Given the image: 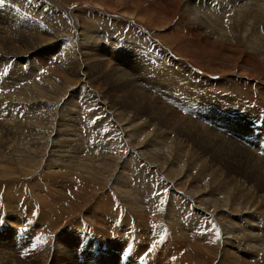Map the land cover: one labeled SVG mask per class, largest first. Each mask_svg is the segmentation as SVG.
Instances as JSON below:
<instances>
[{
    "label": "rangeland",
    "instance_id": "obj_1",
    "mask_svg": "<svg viewBox=\"0 0 264 264\" xmlns=\"http://www.w3.org/2000/svg\"><path fill=\"white\" fill-rule=\"evenodd\" d=\"M213 1L0 3V77L5 75L6 85L10 80L7 86L1 85L3 89L0 87V94H4L0 105L5 106L0 111L2 263H7L9 257H5L10 256L13 264H25L27 260L28 264H88L82 256L94 249L93 243L115 252L119 248L117 253L123 252L124 260L128 254L136 253V261H144L145 252L141 255L124 245L131 239H140L132 236L135 231L130 229L118 234L119 242L113 235L111 246L103 244L106 238L97 231L88 239L79 236L81 226L105 222L107 218L119 225L112 229L139 226L149 238L163 237L164 258L175 259L184 252L183 264H208L205 257H214L216 264L225 261L224 254L228 259L229 251L242 258L240 264L256 263L258 257L264 256V54L256 55L251 48L255 35L264 31V22L246 25L236 21L238 16L234 18L223 11L221 14L227 17L210 22L207 10L212 3L216 10L223 4L230 10L237 0ZM254 1L252 5L264 7V0ZM192 8L197 12L193 13ZM198 21H203V25L196 24ZM222 25L232 31L226 27L222 30ZM208 27L212 30H205ZM243 31L250 33L245 36ZM167 56L169 61L164 62ZM137 60L141 63L136 66ZM6 103L12 106L9 111L16 110L20 116L9 113ZM213 112L218 113L216 119H211ZM9 114L12 118H8ZM83 166L91 173H82ZM9 200L17 207L14 205L15 210L8 216ZM151 209L158 218L155 221L151 215L145 217L144 228L133 214ZM101 214L103 218L98 217ZM209 215L214 216L211 222ZM24 217L30 222L26 223ZM88 217V222L83 220ZM126 217H130L128 221ZM161 217L166 225L163 219L159 220ZM213 225L222 235L219 241L214 240L217 236L212 234ZM45 229L47 235L41 234ZM170 229L181 236L185 233L186 242L176 243ZM192 229L207 241L198 247L196 243L192 245L194 242L188 243L194 239L188 236ZM106 230L111 233L109 227ZM235 237L239 239L234 244ZM227 238L231 241L226 249ZM145 241L152 244L148 238ZM8 242L10 246L23 242L27 251L10 250ZM251 243L262 249L259 254H255ZM75 246L79 247L77 261L71 253ZM256 255H260L257 260Z\"/></svg>",
    "mask_w": 264,
    "mask_h": 264
},
{
    "label": "bare ground",
    "instance_id": "obj_2",
    "mask_svg": "<svg viewBox=\"0 0 264 264\" xmlns=\"http://www.w3.org/2000/svg\"><path fill=\"white\" fill-rule=\"evenodd\" d=\"M196 1V0H195ZM215 1V0H214ZM213 1V2H214ZM254 1V0H253ZM209 2V1H208ZM229 2V1H228ZM233 2H235V5H233L232 6V8L230 9V10H228L224 5L225 4H223V5H220L218 8H217V10H216V4L214 3H212L211 4V8H210V10L208 11L207 10V13H208V15H209V21L210 22H213V23H216L217 22V20H221V19H223L224 17H227V16H224V15H222L221 14V12L220 11H223L222 13H227V12H230V14H232V15H230V16H238V20H236V21H239V20H241L242 22H245L246 23V25H247V23L248 22H250V23H252L253 25H255L256 26V24H258L257 22H259L260 21V23L261 22H264V7H258V5H252L254 2H256V1H254L253 3H252V0H251V2L249 1V0H237V1H233ZM189 3V2H188ZM187 3V4H188ZM223 3V2H222ZM190 4V3H189ZM196 4V3H195ZM194 4V5H195ZM208 4V3H207ZM230 5H231V3H229ZM256 4H258L257 2H256ZM200 5V4H199ZM202 5V4H201ZM209 5H210V3H209ZM251 5H252V7L253 6H256V9H254V8H252L251 7ZM203 6H205L204 4H203ZM190 7H192V6H189V8ZM214 7V9H212ZM207 9H208V7H206ZM222 9V10H221ZM190 10V9H189ZM192 11H193V13L194 12H197L194 8H192L191 9ZM187 11H188V9H187ZM192 11H190V12H192ZM203 12V11H202ZM188 13V12H187ZM192 13V14H193ZM194 15V14H193ZM191 16V15H190ZM201 16H203V15H201ZM205 16V15H204ZM207 16V15H206ZM205 16V17H206ZM5 17V16H4ZM189 17V16H188ZM208 17V16H207ZM190 18V17H189ZM198 18V20L200 21V18L199 17H197ZM204 18V17H203ZM232 18V17H231ZM235 18V17H234ZM191 19V21H192V18H190ZM202 20V19H201ZM194 21V20H193ZM198 21V23H196V24H199V23H202L203 21H201V22H199ZM218 21V22H219ZM230 21V20H229ZM229 21H228V23H229ZM235 21V22H236ZM195 23V22H194ZM207 23H209V22H207ZM220 23V22H219ZM223 23V22H222ZM232 23H233V21H232ZM231 23V24H232ZM31 24H33V23H31ZM150 24V23H149ZM230 24V23H229ZM201 25V24H200ZM200 25H198L199 26V28L203 25V23H202V25L200 26ZM207 25V24H206ZM205 25V26H206ZM211 25H213V24H211L210 23V26ZM241 25V24H240ZM43 26V25H42ZM197 26V27H198ZM205 26H204V28H205ZM207 26H209V24L207 25ZM220 26V25H219ZM233 26V25H232ZM231 26V27H232ZM242 26H243V24H242ZM216 27H217V25H216ZM215 27V28H216ZM226 28H227V25L225 26ZM225 27L222 25V30L223 29H225ZM246 27V26H245ZM258 27V26H257ZM203 27H201V29H202ZM234 28V27H233ZM232 28V29H233ZM236 28V27H235ZM252 28V27H251ZM209 29H211L212 30V28L211 27H208V29L206 28L205 30H208L209 31ZM218 29V28H217ZM230 30V28L228 27L227 28V31L229 32V30ZM237 29V28H236ZM236 29H234V30H236ZM241 29V28H240ZM244 29V27H242V30ZM246 29V28H245ZM205 30H203V31H205ZM219 30V29H218ZM252 30H254V29H252ZM259 30V29H258ZM7 31V30H6ZM232 30H230V32H231ZM244 32V34H245V32L246 31H243ZM264 32V31H263ZM263 32H261V31H259V33L257 34V35H255V39H256V42H255V45L253 46L252 45V50H253V52L256 54V55H259V54H264V50H263V43H264V33ZM9 33V32H8ZM211 33V32H210ZM225 33V32H224ZM236 33V32H235ZM239 33V32H238ZM241 33H242V31H241ZM250 33V32H249ZM248 33V34H249ZM255 33V32H254ZM216 34V33H215ZM232 34H233V32H232ZM231 34V35H232ZM240 34V33H239ZM243 34V33H242ZM247 34V33H246ZM246 34H245V36H246ZM247 34V35H248ZM2 35V34H1ZM235 35V34H234ZM251 35V34H250ZM240 37V36H239ZM239 37H237V39L239 38ZM249 37H251V36H249ZM248 37V38H249ZM236 38V37H235ZM241 38V37H240ZM2 39V38H1ZM230 39H231V37H230ZM242 39V38H241ZM254 39V38H253ZM225 41V40H224ZM253 41V40H252ZM29 42V41H28ZM34 42H35V40H34ZM83 42V41H82ZM248 42L250 43L251 42V40H248ZM254 42V41H253ZM252 42V43H253ZM136 43V42H135ZM36 44H38L37 42H36ZM254 44V43H253ZM39 45V44H38ZM37 45V46H38ZM40 45H42V44H40ZM85 45V44H84ZM251 45V44H250ZM36 46V47H37ZM87 47V46H86ZM27 48V47H26ZM89 48V47H88ZM6 49H7V47H6ZM5 49V50H6ZM78 49V48H77ZM82 49H83V45H82ZM24 50V49H23ZM30 50V49H29ZM20 51V50H19ZM161 51V50H160ZM29 53V52H28ZM77 53V52H76ZM97 53V52H96ZM20 54V53H19ZM71 54V53H70ZM254 54V55H255ZM10 55V54H9ZM26 55V54H25ZM98 55V54H97ZM252 55V54H251ZM29 56V55H28ZM249 56V55H248ZM253 56V55H252ZM100 57V56H99ZM161 57H162V55H161ZM164 57V56H163ZM31 58V57H30ZM29 58V59H30ZM138 58V57H137ZM165 58V57H164ZM167 58H168V56H167ZM257 58V57H256ZM33 59V58H32ZM171 59V58H170ZM174 59V58H173ZM254 59V58H253ZM66 60V59H65ZM101 60V59H100ZM163 60V59H162ZM166 60H168L169 61V58L168 59H165L164 60V62L166 61ZM34 61V60H33ZM160 62H162L161 60H159ZM175 61V60H174ZM258 61V60H257ZM140 61H136V66H137V64L139 63ZM1 63V62H0ZM38 63V62H37ZM102 63V62H101ZM141 63V62H140ZM192 63V62H191ZM103 64V63H102ZM107 64V63H106ZM168 64H169V62H168ZM170 64H171V60H170ZM176 64V63H175ZM195 64V63H194ZM1 65V64H0ZM32 65V64H31ZM81 65V64H80ZM105 65V64H104ZM172 65V64H171ZM178 65V64H177ZM16 66V65H15ZM23 66V65H22ZM108 66V65H107ZM176 66V65H175ZM174 66V67H175ZM194 66V65H193ZM17 67V66H16ZM139 67V66H138ZM191 67V66H190ZM4 68V67H3ZM18 68V67H17ZM98 68V67H97ZM183 68V67H182ZM1 69V68H0ZM9 69V68H8ZM100 69V68H99ZM102 69L103 68H101V72H102ZM106 69V68H105ZM175 69V68H174ZM190 69H192V67L190 68ZM34 70V69H33ZM184 70V69H183ZM19 71V69L17 70V72ZM178 71V70H177ZM133 72V71H132ZM180 72V71H179ZM185 72V71H184ZM2 73L3 72H1V75H2ZM6 73H7V70H6ZM130 73V72H129ZM9 74V73H8ZM17 74V73H16ZM157 74V73H156ZM185 74V73H184ZM193 74V73H192ZM13 75V74H12ZM119 75V74H118ZM186 76V75H185ZM237 76V75H236ZM2 77H4V78H2ZM8 76L6 75V78H7ZM13 77V76H12ZM187 77V76H186ZM191 77V76H190ZM193 77V76H192ZM44 78V77H43ZM197 78H198V75H197ZM222 78V77H221ZM249 78V77H248ZM150 79V78H149ZM174 79V78H173ZM189 79V78H188ZM225 79V78H224ZM231 79V78H230ZM253 79H255V77L253 78ZM7 80H9L8 78H7ZM12 80V79H11ZM131 80V79H130ZM208 80V79H207ZM252 80V79H251ZM18 81V80H17ZM123 81V80H122ZM152 81H154L153 79H152ZM157 81V80H156ZM185 81V80H184ZM189 81V80H188ZM188 81H185V82H187L188 83ZM212 81H214V80H212ZM244 81H245V79H244ZM6 81H5V75L4 76H1L0 77V87H1V85L3 86V84L5 83ZM8 82H10V80L8 81ZM8 82H7V85H8ZM194 82V81H193ZM201 82V81H200ZM211 82V81H210ZM222 82V81H221ZM21 83H23V82H21ZM25 83V82H24ZM28 83H29V81H28ZM133 83V82H132ZM155 83V82H154ZM154 83H151V85H153ZM192 83V82H191ZM198 83V82H197ZM208 83V82H207ZM34 84V86L36 85L35 83H33ZM32 84V85H33ZM196 84V83H195ZM194 84V85H195ZM201 84V83H200ZM5 85H6V83H5ZM4 85V86H5ZM6 85V86H7ZM26 85L28 86V84L26 83ZM30 85V84H29ZM204 85V84H203ZM203 85H201V86H203ZM212 85V84H211ZM244 85V84H243ZM196 86V85H195ZM36 87V86H35ZM156 87V86H155ZM158 87V86H157ZM192 87V86H191ZM198 87H200V86H198ZM204 87V86H203ZM223 87V86H222ZM227 87V86H226ZM229 87V86H228ZM246 87V86H245ZM2 88V87H1ZM0 88V89H1ZM5 88V87H4ZM31 89V87H28V89ZM128 88V87H127ZM160 88V87H159ZM187 88H188V86H187ZM186 88V89H187ZM190 88V87H189ZM219 88V87H218ZM224 88V87H223ZM232 88V87H231ZM3 89V88H2ZM25 89H27L26 87H25ZM43 89V88H42ZM133 89V88H132ZM163 89V88H162ZM225 89V88H224ZM227 89V88H226ZM225 89V90H226ZM195 90V89H194ZM209 90V89H208ZM223 90V89H222ZM221 90V91H222ZM224 90V91H225ZM228 90H230V89H228ZM29 91H31V90H29ZM38 91V90H37ZM161 91H163L164 92V89L163 90H161ZM34 92V91H33ZM43 92V91H42ZM198 92V91H197ZM204 92V91H203ZM207 92V91H206ZM218 92H220V90H218ZM228 92H230V91H228ZM6 93V92H5ZM27 93H29V92H27ZM32 93V92H31ZM36 93V92H35ZM38 93H40L39 91H38ZM199 93V92H198ZM214 93V92H213ZM225 93H227V92H223V94H225ZM37 94V93H36ZM194 94V93H193ZM222 94V95H223ZM227 94H231V93H227ZM1 95H4V94H0V96ZM25 95V94H24ZM33 95V94H32ZM196 95V94H195ZM206 95V94H205ZM234 95V94H233ZM232 95V96H233ZM236 95V94H235ZM238 95V94H237ZM15 96V95H14ZM37 96V95H36ZM213 96V95H212ZM4 98H8L7 96H3ZM33 97V96H32ZM218 97V96H217ZM238 97V96H237ZM135 98V97H134ZM226 98V97H225ZM249 98V97H248ZM18 99V98H17ZM219 99V98H218ZM5 100H7V99H4L3 101H5ZM8 100H11L10 99V97L8 98ZM231 100V99H230ZM19 101V100H18ZM233 101V99L231 100V102ZM9 102V101H8ZM12 102V101H11ZM10 102V104L12 105V103ZM102 102V101H101ZM134 102V101H133ZM217 102H219V101H217ZM216 102V103H217ZM222 102V101H221ZM224 102V101H223ZM230 102V103H231ZM236 102V101H235ZM258 102V101H257ZM4 102H2V104H3ZM140 103V102H139ZM197 103V102H196ZM200 103V102H199ZM9 104V103H8ZM9 104V106H7V103H6V109H8L7 111L10 113L11 111H9V109H11V105ZM127 104V103H126ZM145 105V104H144ZM188 105H190V107L193 105V102L192 101H190L189 103H188ZM1 106V105H0ZM72 106V105H71ZM76 106V105H75ZM160 106V105H159ZM196 106V105H195ZM3 107H5L4 105L3 106H1L0 108H2V109H0V111H4L3 110ZM114 107V106H113ZM242 107V106H241ZM69 108V107H68ZM109 108V107H108ZM116 108V107H115ZM197 108V107H196ZM222 108V107H221ZM243 108H244V106H243ZM130 109V108H129ZM187 109H188V107H187ZM65 110V109H64ZM116 111V110H115ZM118 111V110H117ZM43 112V111H42ZM220 112V111H219ZM12 114H14V115H17V116H20V114L15 110V111H13V112H11ZM71 113V112H70ZM19 114V115H18ZM65 114V113H64ZM73 114H75V113H73ZM2 115V112H1V114H0V117H2L1 116ZM154 116V115H153ZM170 116V115H169ZM211 119H216L217 118V116H218V113H216V112H213L212 114H211ZM3 117H4V115H3ZM26 117V116H25ZM8 118H12L11 116H10V114L8 115ZM73 118H75V117H73ZM163 118V117H162ZM13 119H14V117H13ZM164 119V118H163ZM12 119H9L8 121H11ZM161 120V119H160ZM15 121V120H14ZM26 121V120H25ZM215 121V120H214ZM3 122V121H2ZM12 122V121H11ZM170 122V121H169ZM196 122V121H195ZM10 123V122H9ZM8 123V124H9ZM13 124V123H12ZM19 124H22V123H19ZM16 125V124H15ZM114 125V124H113ZM188 125V124H187ZM5 126V125H4ZM19 126H22V125H19ZM9 127H11V128H13V125L12 126H9ZM23 127H26V126H23ZM189 127H190V125H189ZM16 128V127H15ZM35 128V127H34ZM194 128V127H193ZM18 129V128H17ZM38 129V128H37ZM187 129V128H186ZM61 130V129H60ZM194 130V129H193ZM197 131H198V129H197ZM202 131V130H201ZM207 131V130H206ZM20 132H22V131H20ZM17 133V132H16ZM14 134V133H13ZM22 135V134H21ZM20 135V136H21ZM216 137V136H215ZM15 138H18V137H15ZM24 138V137H23ZM199 138V137H198ZM10 139V138H9ZM12 140V139H11ZM68 140V139H67ZM198 140H201V139H198ZM15 141H16V139H15ZM208 141V140H207ZM228 141V140H227ZM201 142V141H200ZM226 142V141H225ZM216 144V143H215ZM15 145H17V144H15ZM219 145H221V144H219ZM72 146V145H71ZM5 147V146H4ZM208 147V146H207ZM213 147V146H212ZM209 148V147H208ZM207 148V149H208ZM220 148V147H219ZM222 148V147H221ZM223 148H224V146H223ZM201 149V148H200ZM215 149V148H214ZM57 150V149H56ZM220 150V149H219ZM219 150H218V152H219ZM225 150V149H224ZM223 150V151H224ZM142 151V150H141ZM140 151V152H141ZM146 151V150H145ZM154 151V150H153ZM234 151V150H233ZM66 152H68V151H66ZM187 152V151H186ZM58 153V152H57ZM69 153H70V151H69ZM177 153V152H176ZM63 154H65V153H63ZM67 154V153H66ZM143 154H145V153H143ZM142 154V155H143ZM71 155V154H70ZM69 155V156H70ZM172 155V154H171ZM62 156V154L60 155V157ZM65 157H66V155H64ZM138 156V155H137ZM163 156H165V155H163ZM221 156V155H220ZM226 156V155H225ZM232 157V156H231ZM252 157V156H251ZM62 158V157H61ZM101 158H103V157H101ZM22 159V158H21ZM20 159V160H21ZM60 159V158H59ZM64 159V158H63ZM62 159V160H63ZM107 159V158H106ZM159 159H161V158H159ZM166 159V158H165ZM61 160V159H60ZM61 160V161H62ZM64 160H66V159H64ZM68 160H70V159H68ZM67 160V161H68ZM78 160V159H77ZM103 160V159H102ZM74 161V160H73ZM72 161V162H73ZM79 161V160H78ZM78 161H75V162H78ZM167 161V160H166ZM257 161V160H256ZM70 162V161H69ZM228 162V161H227ZM13 163H14V161H13ZM61 163V162H60ZM64 163H65V161H64ZM81 163V162H80ZM100 163H101V161H100ZM171 163V162H170ZM257 163V162H256ZM50 164V163H49ZM55 164H56V162H55ZM84 164V163H83ZM87 164V162L85 163V165ZM89 164V163H88ZM102 164V163H101ZM165 164V163H164ZM9 165V164H8ZM24 165V164H23ZM50 165H52V164H50ZM57 165V164H56ZM64 165V164H63ZM66 165V166H65ZM64 166L65 167H69V166H72V165H69V164H65ZM76 165V164H75ZM74 165V166H75ZM78 165V164H77ZM97 165V164H96ZM160 165V164H159ZM229 165V164H228ZM22 166V165H21ZM80 166L82 167V164H80ZM80 166H76L75 168H77V167H80ZM94 166H95V164H94ZM254 166V165H253ZM47 167V166H46ZM57 167H58V165H57ZM100 167V166H99ZM48 168V167H47ZM50 168V167H49ZM163 168H164V166H163ZM51 169V168H50ZM66 169H68V168H66ZM81 169V168H80ZM162 169V168H161ZM177 169V168H176ZM215 169V168H214ZM258 169V168H257ZM8 169H6V171H7ZM49 170V169H48ZM64 170H65V168H64ZM79 170V169H78ZM78 170H74V171H78ZM229 170V169H228ZM251 170V169H250ZM1 171V170H0ZM165 171V170H164ZM5 172V171H4ZM71 173V172H70ZM74 173V172H73ZM79 173V172H78ZM82 173H85V175L86 174H89V173H91V170L90 169H88V167L87 166H83V171H82ZM207 173V172H206ZM51 175H53L52 173H50ZM55 174V173H54ZM231 174V173H230ZM247 174V173H246ZM256 174V173H255ZM48 175V174H47ZM81 175V174H80ZM218 175V174H217ZM49 176V175H48ZM89 175H87V177H88ZM93 176V175H92ZM95 176V175H94ZM184 176H186V175H184ZM257 176V175H256ZM255 176V177H256ZM2 177V176H1ZM189 177V176H188ZM89 178V177H88ZM91 178V177H90ZM179 178V177H178ZM186 178V177H185ZM194 178V177H193ZM49 179V178H48ZM189 179V178H188ZM176 180H178V179H176ZM175 180V181H176ZM69 181V180H68ZM109 181V180H108ZM171 181V180H170ZM215 181V180H214ZM217 181V180H216ZM177 182V181H176ZM176 185V184H175ZM247 185V184H246ZM201 186V185H200ZM176 188V187H175ZM179 188H180V186H179ZM183 188V187H182ZM192 188H193V186H192ZM213 188V187H212ZM196 189V188H195ZM194 189V190H195ZM180 190H182L181 188H180ZM191 191V190H190ZM175 192V191H174ZM211 192V191H210ZM203 193V192H202ZM122 194H120L119 196H121ZM190 196V195H189ZM160 197V196H159ZM168 197V196H167ZM202 197V196H201ZM194 199H195V197H194ZM193 199V200H194ZM202 199V198H201ZM11 200V199H10ZM9 200V202H7L6 203V207H7V212H8V216L15 210L14 209V207L17 205L16 203L13 205V202H11ZM141 200V199H140ZM186 201V200H185ZM191 202V201H190ZM196 202V201H195ZM201 202V201H200ZM5 203V202H4ZM27 203V202H26ZM134 204H135V202H133ZM189 203V202H188ZM203 203V202H202ZM28 204V203H27ZM180 204V203H179ZM1 205V204H0ZM4 205V204H3ZM188 205V204H187ZM195 205V204H194ZM197 205V204H196ZM200 205V204H199ZM2 206V205H1ZM198 206V205H197ZM4 207V206H3ZM17 207V206H16ZM23 207V206H22ZM32 207V206H31ZM181 207H182V203H181ZM19 208V207H18ZM93 208V207H92ZM87 209V208H86ZM201 209V208H200ZM234 209V208H233ZM0 210H1V207H0ZM119 210H121V209H119ZM157 210V209H156ZM232 210V209H231ZM4 211V209L2 210V212ZM5 211V212H6ZM16 211H17V209H16ZM89 211H90V213L92 214V211H91V209H89ZM89 211H88V213H89ZM155 210H152L151 209V211L149 210L148 212H141V213H135V214H133L134 216H135V221H139V222H141V226H144V228H147V223H145V222H143V220H144V218L145 217H149L150 215L153 217V219L155 220V218L157 219L158 218V216H157V214H156V212H154ZM223 211V210H222ZM232 211H234V210H232ZM21 212H23V211H21ZM158 212V211H157ZM160 212V211H159ZM20 213V212H19ZM28 213V212H27ZM87 213V214H88ZM170 213V212H169ZM168 213V214H169ZM232 213V212H231ZM23 214H24V212H23ZM46 214V213H45ZM161 214V213H160ZM3 215V214H2ZM5 215V214H4ZM18 216H19V214H17ZM17 215H15V216H17ZM107 215V214H106ZM38 216V215H37ZM37 216H35V217H37ZM46 216H48L47 214H46ZM46 216L45 217H43V218H46ZM201 217H204L203 215H200ZM253 216V215H252ZM83 217H85L84 215H83ZM86 217H87V215H86ZM99 218H103L102 217V214H101V216H98ZM163 217V216H162ZM160 218L159 220H162L163 218ZM208 218L207 219H209V221L211 222L213 219H214V216H212V215H209V216H207ZM21 218V217H20ZM127 218V221L129 220V218L130 217H126ZM188 218V217H187ZM250 218V217H249ZM253 218V217H252ZM19 219V218H18ZM17 219V220H18ZM22 219V218H21ZM90 218L88 217L86 220L85 219H83L84 221H87L88 222V220H89ZM216 219V218H215ZM26 223H29L30 221H29V218L28 219H26L25 217H24V219H23ZM41 220V219H40ZM98 219H96V221H97ZM250 220V219H249ZM43 221H45V220H43ZM84 221H82V224L81 225H83V224H85V222ZM91 221V220H90ZM156 221V220H155ZM163 221L164 222H162L163 223V225L165 224L166 225V222H165V219H163ZM42 223V222H41ZM128 223V222H127ZM172 223V222H171ZM189 224L191 223V221L190 222H188ZM13 224H15V223H13ZM18 225H20L21 223H17ZM44 224H45V222H44ZM89 225H83L84 226V228H82V226L80 227V230H79V232L78 233H80V237H83V238H86V239H88V238H91L92 237V234L91 233H93V235H94V231H97L98 233H100V235H101V237L104 239V238H106V242H104L103 244H105V243H107L108 245H110L111 246V243L110 242H113L114 241V239H115V242H116V240H118L119 238H117V236H118V234L119 235H123L122 233H123V231H125V230H127V229H130V230H132V231H135L133 234L134 235H132V236H135V237H138V238H140L139 240H137L136 238H134V239H131V240H129V241H126L125 243H124V245L126 246V247H129L130 246V249L131 250H137V251H140V254L141 253H143V252H145L146 253V255L144 256V261L143 260H138V261H136V259L134 258V257H136V253H132V254H128L127 255V258L125 259V260H129V259H131V261H125L124 259H122L121 258V254L123 253V252H119V253H117L118 251H119V248H117V250H116V252L115 251H113V250H108V249H103V248H101L102 246H99V247H96V244H92L93 245V247H94V249L92 250H90V253H84V255L82 256V258H85L84 259V261L86 262V263H88V264H183V262H185L184 261V259H185V254H177V255H179L177 258H175L174 259V257L172 258H170V259H165L164 258V250H163V248L165 247V246H163L162 245V243L161 242H164L163 241V239H161V237H151V238H149V237H147V235H145V233H147V231H145L144 229L143 230H141L142 228H139V226H136V227H129V226H126V227H121L120 226V228H122V231H120L119 229H112V227L113 226H115V227H118L119 225L114 221V220H112L111 218H107V221H105L104 222V220L103 221H98L97 223H95V222H90V223H88ZM189 224H187V225H189ZM192 224V223H191ZM25 225V224H24ZM46 225V224H45ZM78 225V224H77ZM186 225V226H187ZM193 225V224H192ZM191 225V226H192ZM210 225H212V224H210ZM15 226V225H14ZM17 226V225H16ZM42 226H44V225H42ZM202 226H204V225H202ZM201 226V227H202ZM46 227V226H45ZM62 227V226H61ZM70 227V226H69ZM76 227H78V226H76ZM75 227V228H76ZM101 227V228H100ZM107 227H109V230L111 231V233L108 235L107 233H106V229H107ZM173 227V226H172ZM181 227V226H180ZM70 228H73V227H70ZM150 228V227H149ZM188 228H189V226H188ZM20 229L21 230H23V228L22 227H20ZM60 229V228H59ZM67 229H69V228H67ZM102 229H104V230H102ZM194 229V228H193ZM190 230V233H191V235H188V236H191V238L190 239H192V237L194 238L192 241H190V242H188V243H192V242H194V243H192V245L193 244H197V247L199 246V245H201V244H203V242L204 241H207V238H206V240H205V237H204V235H203V237H204V240L199 236L198 237V235H197V232H196V230ZM195 229H197V228H195ZM60 230H62V229H60ZM66 230V229H65ZM64 230V231H65ZM74 230V229H73ZM106 230V231H105ZM182 230V229H181ZM37 231V230H36ZM56 231V230H55ZM109 231V232H110ZM183 231V230H182ZM189 231V230H188ZM199 231H200V229H199ZM198 231V232H199ZM211 231H212V229H211ZM213 233L212 234H214L215 235V237H216V232H215V229H213ZM66 232V231H65ZM69 232H70V230H69ZM151 232H153V231H151ZM178 232V231H177ZM177 232L175 231V230H171L170 229V235L175 239H177L176 240V243H177V241L180 243V242H184L185 240H186V236H185V233L184 232H182V233H184V236H183V234H182V236L181 235H178L177 234ZM202 232V231H201ZM220 232V231H219ZM231 231H229V233H230ZM50 233V232H49ZM180 233V232H179ZM225 233V232H224ZM223 233V234H224ZM41 234H45V235H47V229H45V230H41ZM51 234V233H50ZM105 234H106V236H105ZM131 234V233H130ZM137 234V235H136ZM204 234V233H203ZM53 235V234H52ZM113 235H115V237H114V239H113ZM126 235V234H125ZM201 235V234H200ZM256 235V234H255ZM55 236V235H54ZM169 236V235H168ZM220 236H222V235H220ZM119 237V236H118ZM251 239L253 238V235H250L249 236ZM58 238V237H57ZM72 238V237H71ZM149 239V240H151L152 241V244L151 243H147L145 240L146 239ZM170 238V237H169ZM55 239V238H54ZM237 239H239V238H234L233 239V243L234 242H236V240ZM253 239H255V238H253ZM259 239V238H258ZM1 240V239H0ZM123 240V239H122ZM214 240H217V241H219V238H217V239H214ZM222 240H224V239H222ZM261 240V239H260ZM58 241V240H57ZM69 241V240H68ZM79 241V240H78ZM84 241V240H83ZM208 241H210V240H208ZM225 242V246H226V249L229 247L227 244H230V239L229 238H227L226 240H224ZM243 241V240H242ZM257 241V240H256ZM259 241V240H258ZM3 242V241H2ZM53 242V241H52ZM65 242V241H64ZM118 242H119V240H118ZM122 242V241H121ZM186 242V241H185ZM214 242V241H213ZM212 242V243H213ZM58 243V242H57ZM71 243V242H70ZM205 243V242H204ZM209 242H207L206 243V245L208 244ZM215 243V242H214ZM221 243V242H220ZM46 244V243H45ZM54 244H55V242H54ZM60 244V243H59ZM62 244V243H61ZM122 244V243H121ZM135 244H137V247L136 248H134V246H135ZM170 243H168V245H169ZM181 244V243H180ZM219 244V243H218ZM235 244V243H234ZM18 246H10V244H9V242H8V244H7V247L10 249V250H19V252H23V251H27V250H24V245H23V242H22V244L21 243H19V244H17ZM58 245V244H57ZM56 245V246H57ZM66 245V244H65ZM214 246L216 245V244H213ZM249 245V244H248ZM256 245H258L257 244V242H256ZM256 245L254 246L253 245V243H251V248H253L254 249V252H255V254H259V252H260V250H262V249H260L259 247L258 248H254V247H256ZM151 246H154V248H156L157 247V249L158 250H160L161 252L159 253L158 251H156V250H154ZM170 246V245H169ZM212 246V245H211ZM43 247V246H42ZM64 247V246H63ZM65 247H67V246H65ZM64 247V248H65ZM90 247V246H89ZM203 247V246H202ZM247 250H249L246 246H244ZM44 248V247H43ZM56 248V247H55ZM61 248V247H60ZM114 248V247H113ZM175 248H177V247H175ZM178 248L180 249V247L178 246ZM177 248V249H178ZM207 249V247H204V249ZM208 248H209V246H208ZM213 248V247H212ZM217 247L215 246V249H216ZM262 248V247H261ZM41 249V248H40ZM52 249V248H51ZM66 249V248H65ZM68 249V248H67ZM78 249H79V247L78 246H75V247H73V249H71L72 251H71V253L73 254V256H74V258L76 259V261L77 260H80L79 259V257H78V255H77V251H78ZM165 249V248H164ZM168 249V248H167ZM206 249H205V251H206ZM214 249V248H213ZM63 251H65L64 249H62ZM76 250V251H75ZM125 250V249H124ZM218 250H220V249H218ZM217 250V251H218ZM224 250V249H223ZM250 250H252V249H250ZM37 251V250H36ZM42 251V250H41ZM46 251V250H45ZM62 251V252H63ZM75 251V252H74ZM86 251V250H85ZM175 251V250H174ZM177 251V250H176ZM179 251H182V248H181V250H179ZM184 251V250H183ZM214 251V250H213ZM229 251V250H228ZM216 252V251H215ZM223 252V251H222ZM225 252H227V250L225 251ZM253 252V253H254ZM262 252H264V251H262ZM24 253V252H23ZM67 253V252H66ZM186 253V252H185ZM220 253V252H219ZM248 253H250V252H248ZM252 253V254H253ZM62 254V253H61ZM211 254V253H210ZM230 254V255H229ZM229 258L227 259V258H224L225 257V254L224 255H222V257H223V260L225 259V261H220L219 260V262H217L216 264H240V263H243V261H241L242 260V258H240V256H237L236 254H234L232 251H229ZM31 255H33V254H31ZM52 255V254H51ZM54 255V254H53ZM116 255H118V257H117V259H118V261H116L115 260V256ZM141 255H144V253L143 254H141ZM173 255V254H172ZM205 255V254H204ZM209 255V254H208ZM3 256H6V255H3ZM14 256V255H13ZM46 255H44V257H45ZM50 256V255H49ZM69 256V255H68ZM166 256H167V254H166ZM165 256V257H166ZM174 256H175V254H174ZM201 256V255H200ZM217 256V255H216ZM257 256H260V255H256L255 256V258L257 257ZM0 257H2L1 255H0ZM9 257V259H10V256H7V257H5V258H8ZM36 257V256H35ZM168 257V256H167ZM166 257V258H167ZM4 258V259H5ZM17 258V257H16ZM15 258V259H16ZM32 258V257H31ZM169 258V257H168ZM206 258V260H204L205 262H207L208 264H210V263H212V264H214V257H213V259H207V257H205ZM209 258V257H208ZM219 258V257H218ZM259 259H258V261L256 262V263H252V264H264V256H262V257H258ZM8 259V262H7V259H5V262H7V263H2L1 262V259H0V263L1 264H13V262L12 263H10L11 261ZM42 259V258H41ZM48 259V258H47ZM46 259V260H47ZM51 259V258H50ZM65 259V258H64ZM63 259V260H64ZM74 259V260H75ZM23 260V259H22ZM27 260V259H26ZM45 260V258L43 259V261ZM256 260H257V258H256ZM19 261H21L20 259H19ZM27 261H29V260H27ZM27 261H26V263H27ZM49 261V260H48ZM136 261V262H135ZM203 261V260H202ZM248 261V260H247ZM117 262V263H116ZM21 263V262H20ZM25 263V264H26ZM33 263V262H32ZM31 263V264H32ZM44 263V262H43ZM45 263H46V261H45ZM78 263V262H77ZM22 264V263H21ZM24 264V263H23ZM28 264V263H27ZM79 264V263H78ZM196 264V263H195ZM201 264V263H200ZM206 264V263H205Z\"/></svg>",
    "mask_w": 264,
    "mask_h": 264
},
{
    "label": "snow or ice",
    "instance_id": "obj_3",
    "mask_svg": "<svg viewBox=\"0 0 264 264\" xmlns=\"http://www.w3.org/2000/svg\"><path fill=\"white\" fill-rule=\"evenodd\" d=\"M2 2H3V0H0V3H2ZM104 131H107V129H104ZM165 191H167V189H165ZM213 229H215L216 236H217V238H219L220 232H219V229L216 227V225H213ZM161 239H163V237H161Z\"/></svg>",
    "mask_w": 264,
    "mask_h": 264
}]
</instances>
